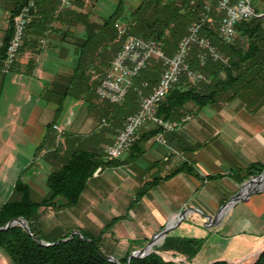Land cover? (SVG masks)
I'll return each mask as SVG.
<instances>
[{"label":"crops","instance_id":"1","mask_svg":"<svg viewBox=\"0 0 264 264\" xmlns=\"http://www.w3.org/2000/svg\"><path fill=\"white\" fill-rule=\"evenodd\" d=\"M160 1L179 5L190 0ZM122 2L120 20L127 18L140 0ZM117 4L118 0H84L81 5L73 6L71 10L74 12L64 18L65 22L46 24L56 28L58 33H47L38 39L39 52L33 55L31 71L26 67L31 57L28 50L18 53L7 73L0 70V206L10 196L15 180L23 170L31 200L39 201L47 192V175L60 166L65 154L76 147L87 146L102 148L104 155L105 148L112 144L119 130L101 128V121L106 120L101 117L107 115L108 107L95 100L94 89L82 92L74 83L70 94L64 97L58 115L56 110L69 77L79 63L87 31L96 33V26L91 24L101 23ZM14 8L15 0H0V64L2 45L7 38L10 39L9 17ZM48 11L49 0H41L38 12L43 15ZM78 13L85 15L88 24L78 20L79 17L75 16ZM66 22L69 25L66 26ZM33 33V29L28 30L26 37L33 39ZM87 47L88 64L98 63L100 57L96 56V43L90 41L84 49ZM90 76L91 80L96 77L94 73ZM260 93H264V89ZM154 127V123L147 122L138 131L134 146L123 153L118 163L103 168L89 181L102 179L105 170L109 173L105 182L87 184L79 203L82 201L86 205L99 201V194L105 187L104 197L111 210L127 209L110 219L115 220L112 229L120 233L115 241L134 239L126 228L131 225V220L142 218V210H147L150 220H161L158 229H151L152 235L166 225L174 226L178 214L186 211L181 223L166 236L201 240V247L190 264H211L214 261L238 264L248 260L252 263L264 249V186L246 200L229 206L214 226L206 224V217L215 216L228 196L235 194L239 185L247 180L244 177L249 171L264 170V101L254 107L234 99L195 109L179 136L172 134L160 140L156 136L150 137ZM47 133L49 142L45 150L49 152L58 145V155L45 150L36 152ZM146 154L153 161L143 170L137 161ZM150 170L154 181L150 180L153 183L147 192L136 199L139 188L150 182L145 181V173ZM233 170L239 173L234 175ZM213 192L221 197H212ZM183 194L188 195L181 200ZM135 202L140 210L129 215ZM58 204H61L60 199ZM46 210L51 208L40 210V227V218ZM116 220L129 222L123 225ZM119 226L122 230L118 229ZM179 230L194 231V234L186 237L176 233ZM121 256L124 254L119 258ZM0 264H13L1 249Z\"/></svg>","mask_w":264,"mask_h":264},{"label":"trees","instance_id":"2","mask_svg":"<svg viewBox=\"0 0 264 264\" xmlns=\"http://www.w3.org/2000/svg\"><path fill=\"white\" fill-rule=\"evenodd\" d=\"M74 1L73 6H78L84 0ZM190 1L187 3L183 1L178 5L174 2L163 3L160 0H140L139 5L127 17L125 23L127 33L144 40H153L165 54L170 55L175 50H173L174 45L177 46L179 40L187 34L188 26L199 18L205 4V0ZM40 2L41 0H37V7L32 13L30 23L25 30L22 47L19 50V53L28 50L31 54L26 63L27 71H31L34 65L33 55L39 52L38 39L48 35L47 33H58L56 28H53V26L47 27L46 24L51 25L54 22L64 21V18L74 12L71 10L72 8H61L57 0H49L48 14L41 15L42 13L38 12ZM22 3L23 0H15V8L9 17L10 37L13 18ZM180 8H183V11ZM122 11L123 2L118 0L115 9L107 18L102 20L101 23L91 24L96 26V33L90 31L86 33L83 40L84 44L81 46L79 63L69 77V82L64 89V96L59 99L56 110L57 115L61 111L64 97L70 94L74 83L82 89V92L85 90L93 91L97 82L96 79H98L97 75L100 74V77L103 75L102 79L105 76L104 74L121 44V40L117 36L116 24ZM75 16L79 17L78 20L82 24H88L84 14L78 13ZM220 16L221 14L214 6L209 15V20L201 27L200 35L209 40L210 44L219 55L223 56L225 61L206 55L203 63H201V50L196 44H192L186 62L189 70L199 74L202 79L191 81L185 74H181L178 82L157 106L156 118L158 121L162 123L181 121L184 116L191 113L193 108L198 110L207 105L228 102L234 99L254 107L263 103L264 93H260L264 89V28L262 21L260 18L254 17L239 22L235 26V36L230 42H226L219 36L217 30ZM65 25L69 24L66 22ZM30 29L34 31L33 39L26 37ZM8 41L7 38L2 45V60ZM90 41L96 43V56L100 57L98 63L92 65L87 62L89 48L84 49ZM149 61L150 63L146 64L141 71L139 79L142 80L141 84L146 83V90L151 91L152 87L158 82V77L164 70V65L158 59H150ZM100 66L102 69H100ZM93 73L96 77L91 80L90 75L93 76ZM121 106L119 110L117 107L111 116L120 126L122 125L121 119H119L120 114H122V120H125L126 115L133 113L135 110L133 103L130 101L124 102V105L121 104ZM154 126V129L149 133L150 137L156 136L162 131V127L158 123H154ZM48 142L47 133L42 143L37 147L36 152L45 150ZM134 144L135 141L132 145L134 146ZM99 150L83 146L76 147L65 154L60 166L47 175L45 181L47 192L39 201H33L30 198L29 186L24 181V170L19 174L10 196L0 206V227H3L11 219L23 218L27 222L33 237L45 243L54 244L49 246L39 245L20 226L0 231V249L13 264H113L107 260L111 255L103 252L101 248L103 246L104 228H110L115 220H110L104 225L95 237L90 231L78 228L75 230L79 232V235L74 234L71 239L66 241L62 240L67 239L70 233L75 230L62 232L60 236H51L48 233H43L38 220L41 209L42 211L47 208L54 210L60 208V210H63L77 206L88 182L103 168L118 163V160H107ZM46 153L58 155V145L54 146L51 151H46ZM185 166L186 162L183 163V167ZM249 169H252V167ZM190 170L189 167L188 171L190 172ZM261 171V169L257 170L254 175L261 173ZM254 175L252 171H249L244 179ZM152 181L143 184L139 188L136 199L147 192L148 186L153 183ZM59 199L61 204H58ZM57 229L58 227L54 231ZM201 244V240L166 236L160 246L154 247L153 251L143 258H132L129 264H190L192 258L198 253ZM166 253H171V260L163 257V254ZM175 254L183 259L175 261L174 259L177 258ZM128 255L129 252L122 258L117 259L118 263L126 264ZM211 264L229 263L214 261ZM249 264H264V249Z\"/></svg>","mask_w":264,"mask_h":264},{"label":"built area","instance_id":"3","mask_svg":"<svg viewBox=\"0 0 264 264\" xmlns=\"http://www.w3.org/2000/svg\"><path fill=\"white\" fill-rule=\"evenodd\" d=\"M58 1L61 7L66 8H69L73 2V0ZM260 3V0H205L199 18L188 26L187 34L179 40L171 56H166L153 40H144L129 35L125 25H118L117 30L119 35L123 37V41L105 76L96 88V95L101 101L115 105L121 104L133 79L145 68L150 59L161 60L164 70L148 94L143 95L140 91L136 92L140 99L138 110L125 119L122 129L116 134L112 144L105 148L104 156L107 160H118L132 146L138 131L148 121L158 123L164 131L174 129L175 123H162L157 120L156 109L178 82L181 74H185L189 80L201 79L199 74L189 70L186 62L192 44H196L201 50V63H203L206 55L225 61L215 51L209 40L200 35L202 25L209 20L213 4L221 14L218 21V34L224 41L230 42L236 34L235 26L241 21L257 17L261 19L264 28V10L258 8ZM36 7L37 0H23L14 16L12 34L2 60L1 69L3 73H7L13 65L16 54L23 44L25 30ZM142 85L146 87V83Z\"/></svg>","mask_w":264,"mask_h":264},{"label":"rangeland","instance_id":"4","mask_svg":"<svg viewBox=\"0 0 264 264\" xmlns=\"http://www.w3.org/2000/svg\"><path fill=\"white\" fill-rule=\"evenodd\" d=\"M260 1H261V3L259 4L258 8L264 10L263 0H260ZM73 4H75V1L72 2L71 6L69 8H72ZM59 6H60V3H59ZM61 8L69 9V8H66V7H61ZM213 8H214V4H213L212 9ZM180 10L183 11V8H180ZM126 22H127V18L126 17L123 20H120V18H119V20H118V22L116 24V29H117L119 24L125 25ZM12 27H13V24H12ZM126 29H127V27H126ZM117 36L121 40V44H122L123 37L120 36L119 33H118ZM24 37H25V35H24ZM121 44H120V46H121ZM175 46H176V44L174 45L173 50L176 49ZM159 48H160V46H159ZM19 50H18V52L16 54V57H17V55L19 53ZM160 50L163 52V50L161 48H160ZM173 52H171V54L169 53L170 55H167L164 52L163 53L166 56H171L173 54ZM16 57H15V59H16ZM113 58H112V60H113ZM112 60H111V62H112ZM149 63H150V61L147 62V64H149ZM1 66H2V63L0 65V70L2 71ZM100 69H102L101 66H100ZM141 73L142 72H140L139 75H141ZM99 75L100 74L97 75L98 79H96L97 82L95 83V86H94L95 93H96V88H97L98 84L102 80V76L100 77ZM139 75L133 79L131 87H130V89H129L124 101L121 103V104L124 105V102L125 103H127L129 101L132 102L134 107H135L134 108L135 110L133 111V113L138 110L139 101H140L139 96L137 94H135V93L137 91H140L143 95H146L145 92L148 91V90H145L146 88L140 83V82H142V80L139 79V77H140ZM201 79H202V77H201ZM195 80H197V79H195ZM191 81H194V80H191ZM95 100L96 101H101L98 97L97 98L95 97ZM101 102H103V104L106 107H108L107 108V110H108L107 115H104V116L101 117V118H106V120L101 121V123H100L101 124V128H106V129H109V128L112 129L113 128V130H117L118 129L120 131L122 129L123 125H124V122H125L124 119L122 120V114H120V116H119V119H121V123H122L121 126L122 127L118 124V122L116 120H113L111 117H110L111 118L110 119L108 116H110V114H113L115 112L114 110H116L117 107H118V110H119V108L122 107L121 104L115 105V104H109V103L104 102V101H101ZM194 110H195V108H193V110L191 111L190 114H187L186 116H184V118L181 121L172 122V123L176 124V126L174 127V129L172 131H164V130H162L161 132H159L156 135V137L160 140L161 138H167L169 136H172V134H176V135L179 136L180 131L182 129H184L186 127L187 123L192 119V115H194ZM133 113H131V114H133ZM131 114H129V115H131ZM129 115H126V117H128ZM148 122H150V121H148ZM159 135H160V137H158ZM99 151L102 152L103 149L101 148ZM120 158H122V156ZM152 161H153V159L150 158V155L146 154V155L142 156V158H140V160H138L137 163L143 170H146L149 167L150 163H152ZM238 173H239L238 170H233V172H232V174H234V175H237ZM255 173L256 172L254 171L253 175ZM108 175H109V173L104 170L103 173L101 174V178L102 179L97 180V181L95 180L92 183L88 182V186H90L91 184H94L95 182H98L99 184H100V182H103V181L105 182L106 178H108ZM145 176H146L145 177L146 178L145 181L152 180L153 179L152 171L150 170L147 173H145ZM250 177H252V176H250ZM241 184L239 186H241ZM205 187L209 188L208 186H205ZM102 190L103 191L101 192V194H99L100 195V200L96 201V202H94L92 204L91 203H89V204L86 203V205H85V203L81 201L79 203V205H77L75 207H72L70 209H64V210H61V211L54 210V209L46 210L45 214L42 216V219L40 218V221L42 223L41 224L42 225L41 230L43 231V233H46V234L48 233V235H51V236L54 235L56 237V236H60V234H62V232H65V231H71V230H75V229H78V228L81 229L80 226H82V227H85L86 230L90 231L93 234L94 237L97 236L98 232L103 228L104 225H106L110 221V219L112 217L120 215L121 213H124V212L127 211V209L122 211L121 208H119L118 210H115V211L111 210V206H110L109 201L106 200V198L104 197L106 188L102 187ZM211 194H212V197H217L218 199H219V197H221V195L220 196H219V194L217 195L216 192H213ZM187 195L188 194H183L180 199L181 200L185 199V197H187ZM192 195H194V197L196 196L195 193H193ZM233 195H231V196H233ZM231 196H228L227 200ZM226 201H224V202H226ZM137 202L132 203V208H131L132 211L129 213V215H132L135 211L138 212L140 210V206H139V204ZM146 211H147L146 209H145V212L142 210V212H141V215H143L142 218L139 217V218H135V220H131L132 223H131V225H129L128 229L125 227L127 231H130L129 234L131 233L133 235L132 237H134V239L129 237V238H125L124 240L120 239L118 241H115L116 239H118L120 237V233L118 232V230H116V232H115L112 229V227L106 228V229L104 228V234L102 235V244H103V246L101 248L102 251L105 252L106 254H110L112 257H114L117 260V259H119L120 254L121 255L122 254L125 255L127 252H129V254H130L131 252L136 251V249L140 250V249L144 248L147 245V243L151 240V238L153 236L150 233V231H152L151 229H154V230L158 229V227L160 225L159 223H161V220H157V218H155V220H150L149 219L150 216L148 215L149 213L146 212ZM116 221H118L119 224H123V225L124 224L127 225L128 222H129V220H116ZM120 226L118 227V229L121 228V230H122V227H120ZM56 227H58V229L56 231H54V229ZM75 231H77V230H75ZM178 232H179V234L184 235L186 237H188L189 235H193L194 234V231H189L188 232L187 230H185V231H181V230L176 231V233H178ZM144 235H147V236L150 235V237H148V238L146 237L145 238ZM158 244H161V241H159ZM175 256H177V258L174 259L175 261H177L178 259H183L178 254H175ZM163 257L165 259L171 260V256L170 255L163 254ZM121 258H122V256H121ZM250 261L251 260H248V261H244L242 263L249 264Z\"/></svg>","mask_w":264,"mask_h":264},{"label":"water","instance_id":"5","mask_svg":"<svg viewBox=\"0 0 264 264\" xmlns=\"http://www.w3.org/2000/svg\"><path fill=\"white\" fill-rule=\"evenodd\" d=\"M263 186H264V170L261 173L255 175V176H252V177L248 178V180L243 182L241 184L239 190L233 196H231L225 204H223L219 208V210L217 211L215 216H213V217L207 216L206 217V224L214 226L219 221V218L221 217L224 210H226L228 208V206H231V205L235 204L236 202L246 200L249 196L258 192ZM185 213H186V211H182L178 214V216L176 217V220L174 222L175 223L174 226L166 225L162 230L155 233L152 236L151 240L147 243V245L144 248L131 252L127 257L126 264H129V261L132 258H143V257H145L146 255H148L150 252L153 251L154 247L160 246V244H158L159 243L158 241H162L166 237V235L175 226H177L178 224L181 223ZM14 226H20L39 245L49 246V245L54 244V243H52V244L51 243H45V242L38 240L37 238L33 237L30 233L27 222L23 218H14V219L9 220L3 227H0V231L7 230V229L14 227ZM74 234L79 235V232L74 231L73 233H71L69 235V237L67 239H63L62 241H66L68 239H71ZM55 243H57V242H55ZM107 260L112 262L113 264H119L118 261L112 256H109L107 258Z\"/></svg>","mask_w":264,"mask_h":264},{"label":"bare ground","instance_id":"6","mask_svg":"<svg viewBox=\"0 0 264 264\" xmlns=\"http://www.w3.org/2000/svg\"><path fill=\"white\" fill-rule=\"evenodd\" d=\"M229 207V206H228ZM159 242V241H158Z\"/></svg>","mask_w":264,"mask_h":264}]
</instances>
